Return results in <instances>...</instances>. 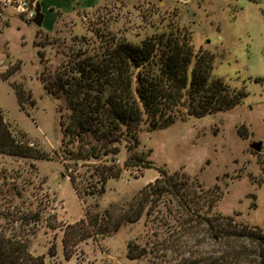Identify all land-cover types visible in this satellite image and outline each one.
Segmentation results:
<instances>
[{
    "label": "rangeland",
    "instance_id": "1",
    "mask_svg": "<svg viewBox=\"0 0 264 264\" xmlns=\"http://www.w3.org/2000/svg\"><path fill=\"white\" fill-rule=\"evenodd\" d=\"M46 1L50 10L41 5L39 26L12 7L15 13L6 19L0 0V105L14 133L48 154L35 159L0 153V184L6 192L0 196V226L13 227L12 217L25 201L42 215L29 234L30 250L42 264H150L148 257H129V242L145 245L151 235V223L143 219L81 241L71 258L64 255V228L85 217L88 207L102 212L111 203L131 199L164 167L186 172L206 187L218 185L216 212L264 229V5L251 0ZM174 25L192 31L196 52L216 55L215 76L247 95L231 109L180 118L165 128L142 123L137 147L129 151L132 142L127 140L116 144L117 162L124 166L133 157L136 165L109 179L105 193L93 194L91 184L100 188L97 178L89 177L96 162L80 161L74 171L73 160L63 158L61 122L71 110L64 97L48 91L42 77H53L75 54L99 50L112 36L137 44ZM15 83L23 84L36 103L20 102ZM258 141L261 150L252 147ZM68 165L77 179L87 178L82 197L67 176ZM17 189L23 198L12 199Z\"/></svg>",
    "mask_w": 264,
    "mask_h": 264
},
{
    "label": "trees",
    "instance_id": "2",
    "mask_svg": "<svg viewBox=\"0 0 264 264\" xmlns=\"http://www.w3.org/2000/svg\"><path fill=\"white\" fill-rule=\"evenodd\" d=\"M74 56L53 77L42 80L50 93L66 99L71 110L67 119L62 116L63 158L73 160L74 171L80 161L96 162L89 177H96L100 188L91 184L93 194L105 193L109 179L119 178L125 166L136 165L133 157L124 166L117 162L120 149L116 144L127 140L132 142L129 151L137 147L142 123L165 128L180 118L231 109L247 95L214 75L216 55L202 49L196 52L192 31L185 26L174 25L170 32L137 44L112 36L99 50L86 49ZM13 86L20 102L30 99L36 103L23 84ZM0 153L48 157L24 134L19 138L14 133L1 105ZM109 155L110 161L103 160ZM151 164L145 162V166ZM72 166H66L67 176L82 197L87 178L77 179L70 171ZM159 170L131 199L111 203L102 212L88 207L85 217L66 225V258L74 255L81 241L111 235L123 225L143 219L146 225L151 223L152 232L145 245L129 242L132 259L148 257L150 264H264V229L216 212L221 197L218 185L206 187L180 170ZM5 193L0 184V196ZM11 196L23 198L18 189ZM41 220L42 215L24 201L12 217L13 227L0 226V264L43 263L31 252L29 238L31 225Z\"/></svg>",
    "mask_w": 264,
    "mask_h": 264
},
{
    "label": "built area",
    "instance_id": "3",
    "mask_svg": "<svg viewBox=\"0 0 264 264\" xmlns=\"http://www.w3.org/2000/svg\"><path fill=\"white\" fill-rule=\"evenodd\" d=\"M2 2L5 7H12L15 11L24 14L30 20H34L36 17L37 4L33 6L29 0H2Z\"/></svg>",
    "mask_w": 264,
    "mask_h": 264
},
{
    "label": "crops",
    "instance_id": "4",
    "mask_svg": "<svg viewBox=\"0 0 264 264\" xmlns=\"http://www.w3.org/2000/svg\"><path fill=\"white\" fill-rule=\"evenodd\" d=\"M252 1V0H251ZM35 2L37 3V5H42L44 6L46 12L50 10L49 8V3H47L46 0H35ZM255 2H260L264 5V0H256ZM15 13L14 10H12L11 7H5V14L4 17H6V19L9 18V16L13 15ZM49 15V14H48ZM46 18V17H45ZM46 21V20H45ZM45 25V24H44ZM43 28V27H42Z\"/></svg>",
    "mask_w": 264,
    "mask_h": 264
},
{
    "label": "water",
    "instance_id": "5",
    "mask_svg": "<svg viewBox=\"0 0 264 264\" xmlns=\"http://www.w3.org/2000/svg\"><path fill=\"white\" fill-rule=\"evenodd\" d=\"M36 12H37V14H36V17L34 19V22L37 25L42 26L43 20H44V14L41 11V6L40 5H37ZM252 147L255 148L256 150H261V148H262V142L261 141L255 142L252 145Z\"/></svg>",
    "mask_w": 264,
    "mask_h": 264
}]
</instances>
